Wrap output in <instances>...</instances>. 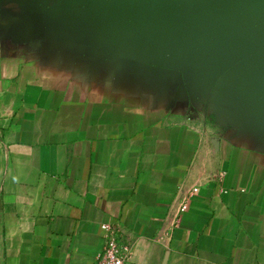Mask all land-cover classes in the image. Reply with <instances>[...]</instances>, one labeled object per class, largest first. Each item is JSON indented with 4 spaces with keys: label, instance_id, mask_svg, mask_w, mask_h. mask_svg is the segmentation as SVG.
<instances>
[{
    "label": "crops",
    "instance_id": "1",
    "mask_svg": "<svg viewBox=\"0 0 264 264\" xmlns=\"http://www.w3.org/2000/svg\"><path fill=\"white\" fill-rule=\"evenodd\" d=\"M36 21L0 9V264H92L104 222L126 264H264V122Z\"/></svg>",
    "mask_w": 264,
    "mask_h": 264
},
{
    "label": "water",
    "instance_id": "2",
    "mask_svg": "<svg viewBox=\"0 0 264 264\" xmlns=\"http://www.w3.org/2000/svg\"><path fill=\"white\" fill-rule=\"evenodd\" d=\"M0 9L113 57L199 77L213 103L264 122V0H0Z\"/></svg>",
    "mask_w": 264,
    "mask_h": 264
},
{
    "label": "built area",
    "instance_id": "3",
    "mask_svg": "<svg viewBox=\"0 0 264 264\" xmlns=\"http://www.w3.org/2000/svg\"><path fill=\"white\" fill-rule=\"evenodd\" d=\"M197 187L184 189L175 199V208L169 215L167 232L176 226ZM103 246L92 264H126L130 258L132 240L124 228L117 223H101Z\"/></svg>",
    "mask_w": 264,
    "mask_h": 264
}]
</instances>
